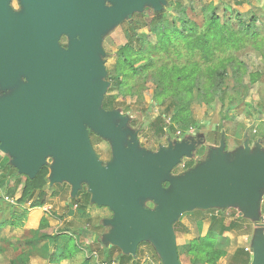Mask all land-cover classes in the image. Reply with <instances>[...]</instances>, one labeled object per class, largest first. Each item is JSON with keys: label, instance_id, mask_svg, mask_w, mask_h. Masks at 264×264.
<instances>
[{"label": "water", "instance_id": "obj_1", "mask_svg": "<svg viewBox=\"0 0 264 264\" xmlns=\"http://www.w3.org/2000/svg\"><path fill=\"white\" fill-rule=\"evenodd\" d=\"M108 1L109 7L102 0H21L18 13L8 0H0V89L13 90L0 97V153L10 154L19 172L29 177L53 157L50 184L69 182L73 197L86 182L92 201L113 213L106 239L111 246L135 256L138 244L152 239L163 264H181L172 227L178 216L259 195L264 155L249 156L245 149L228 161L213 153L164 194L161 181L189 156L194 143L146 155L133 135L124 147V122L115 125L116 114L101 109L108 83L96 82L105 76L98 60L100 35L146 2L160 10L163 0ZM61 29L79 31L66 49L56 43ZM87 128L112 141V163L103 166L97 159ZM150 197L162 209L140 205L139 200ZM253 264H264L258 250Z\"/></svg>", "mask_w": 264, "mask_h": 264}, {"label": "rangeland", "instance_id": "obj_2", "mask_svg": "<svg viewBox=\"0 0 264 264\" xmlns=\"http://www.w3.org/2000/svg\"><path fill=\"white\" fill-rule=\"evenodd\" d=\"M172 1H179L187 18L195 19L200 27L203 26V20L205 21L208 17L205 13L210 5L217 7V13L221 16V20L223 22L228 20L232 26L236 25V18L233 15L230 16L231 7L234 8L245 21H248L252 15L255 14V18L259 21L257 22V24H259L258 27L260 28L259 37L256 42L258 46H250L252 43H247L248 46L246 48L239 52H234L235 54L231 52H218L217 56L218 58H223L231 54L235 60L246 65L249 72H261L262 77L256 84L250 86L247 90L244 89L242 85L238 86V84L232 81L231 77H228L225 84L228 88L231 87V91H228V89L226 91L224 106H222L217 99H212L209 104L197 105L193 103L190 108L191 125L184 134H172L165 130L157 134L155 128L151 126V123L163 113V110L170 104L171 99L168 98L163 105L158 106L153 100L154 90L151 83L138 78L134 79L135 81L129 79V93L122 89L118 94L112 92L107 95L112 101V110L109 112H113L117 116L114 120V124L117 125L124 122V129L128 131V136H135L138 150L142 151L143 154H166L170 148H174L177 144H181V142H188L187 144L194 143L189 156L184 157L181 162L171 170L170 175L174 178L184 175L185 172L188 171L187 169H189L190 163L193 166L206 163L213 153L215 157L219 156L221 153L228 161H232L235 155L237 156L239 152L244 151L243 146L247 142L252 145L250 147L254 154L264 155V61L261 58V54L264 53V0H247L246 3L240 5L235 4L233 0ZM102 3L104 7H109L111 5L108 0H102ZM20 4L21 0H8V5L14 11L19 9ZM165 4V2L161 3L160 10L165 9ZM143 7L148 9L149 14L152 11H156L150 2L144 3ZM167 12L169 15H173L170 19L171 21L175 20V18L177 20V18L181 16V14L175 13L173 9H167ZM176 25L179 28L178 22ZM72 33L75 35L73 36ZM72 33L65 32L62 29L58 30L56 35V43L58 46L61 47V44L68 45L72 40H78L77 36H79V31L76 33L72 31ZM137 33L138 35H148L149 31L147 27H142L137 30ZM132 34L133 31L130 26V19H126L100 35L98 40V46L100 48L98 60L102 63L105 76L98 77L96 82L108 83L106 80L107 76L113 75L115 71L116 59L114 58H116V53L120 46L126 43ZM173 44L176 46H170L168 52H165L163 55L149 51V53H147V55L144 54V56L146 59H154V64L157 68L172 64L186 65L194 61L202 63L198 58L199 55L196 54L193 56L182 42L174 41ZM134 46V50L137 51L139 49L138 44L136 43ZM148 48L149 47L145 45L142 47V51L145 52ZM106 54L110 55V57L106 58L104 61ZM133 56H135V53ZM144 63L145 61L143 60L139 62L136 67L142 68ZM215 63H217V61H215ZM247 82L248 79L245 78L244 83L246 84ZM233 85L235 87H233ZM227 97H232V100H234L232 102H236V105L234 104V109L230 110L228 113H226V106L229 103ZM209 98L210 97H207L206 99L209 100ZM103 100L104 97L101 102H103ZM101 109L104 110L103 107H101ZM168 121L169 119L167 118L166 122L168 123ZM94 134L98 135L97 133ZM96 135L92 138L93 143L91 145V150H93L95 156L102 165L107 166L112 163L114 159L113 150L111 149L112 141L102 136L98 139L99 135ZM128 136L124 145L130 143L131 137ZM4 156L5 154L0 153V163L5 160ZM46 164L49 167L50 176L53 160L48 157L46 159ZM60 184H63V187L56 186ZM56 185L53 184L54 188H52L49 180L43 192V199L46 205L50 206V208L46 207L49 213L48 222L51 224L48 230L49 233L53 232L54 234L62 229H74V231H76L79 226H87L88 230L97 233L99 236H103L104 234L109 235L111 232L110 226L105 227L100 225L103 219L108 220L111 218L112 213L109 209L89 206L85 213L89 216L91 215V218H87V215L85 217L74 215L76 212V209H74L75 207L67 206L69 198L71 197L70 194H72L71 184L67 181H62L61 183H56ZM80 187L88 191V184L86 182H81ZM5 189L6 187L4 190ZM2 190L0 189V193ZM258 193L260 194V192ZM18 195L19 191L14 195V199H9L11 204H14V200L18 198ZM242 199L243 201L247 200V198L244 197ZM15 206L18 205L15 204ZM144 206L151 210L157 208L155 203L151 200H145ZM239 214H241L240 217H243V219H238ZM255 218V216L251 217V219ZM225 220L226 224H230L234 227L232 228L234 229L233 233L229 234L228 237L232 241V244L230 248L229 246L226 248L230 256L236 248L237 243H235V241H237V238L244 237L242 239V244L238 246H241L242 250L246 252L245 248L248 247L251 236L254 235L255 238L260 236V231L257 230L254 232L253 230L254 226L245 212V205H231L230 207H226L225 210L212 207L205 210L193 209L179 215L174 222L176 246L180 263L192 264L191 258L186 254V247L192 239L202 236V234L209 231L210 228H212V230H218V223H225ZM24 227L23 225H19V228L16 229H6L5 236L13 237L11 241L9 240V243H14L16 248L13 250L11 245L0 240V249L2 250V252H0V264H9V260L11 259L14 261V264H20L18 259L20 261L21 257H18L16 261L14 257L17 255L23 256L27 253V250L23 247V240L33 234L29 231L30 229H25ZM183 227L186 228V231H184ZM0 237H3L2 234H0ZM18 239L23 243L15 242V240ZM82 241V239L79 240V242ZM105 244L106 242L99 241L97 243H92L91 247L93 250H98ZM91 247L90 249L86 248L87 251H90ZM112 247H109L110 258L114 259L120 250L116 247H113L116 249H111ZM52 251L54 252L52 245L50 246L48 242H41L34 252L28 254V257H34L30 264L47 263L49 258L51 260L53 259L51 255V253H53ZM96 252L98 256L97 262L99 261L100 263L103 256L100 252ZM137 255L139 264H163L160 253L152 239H147L141 243ZM229 259L230 258H226L218 261L217 264H228ZM251 260L252 254H249L248 264L251 263Z\"/></svg>", "mask_w": 264, "mask_h": 264}, {"label": "trees", "instance_id": "obj_3", "mask_svg": "<svg viewBox=\"0 0 264 264\" xmlns=\"http://www.w3.org/2000/svg\"><path fill=\"white\" fill-rule=\"evenodd\" d=\"M163 2L166 3L165 9L163 10L152 11L149 14L148 9L143 7L131 14L130 26L133 34L128 38L126 43L120 46L116 53V58H114L116 59L115 71L113 75H108L106 78L109 83V88H107L103 96L104 100L100 105L106 111L112 110V101L107 95L112 92L118 94L122 89L129 93V79H133V81H135L134 79L136 78L143 79L153 86V100L155 104L160 106L163 105L168 98L171 99L170 104L163 110V113L151 123V126L155 128V132L160 134L165 130L172 134H184L191 125L190 108L193 103L197 105L209 104L212 99H217L221 105L224 106L226 91L227 89L231 91V87L228 88L225 84L228 77H231L234 83L238 84V86L242 85L246 90L261 79V72H249L247 66L235 60L231 54L223 58H218L217 56L218 52H239L248 46L247 43H252L250 46H258L256 42L259 37L260 28L258 27L259 24H257L259 21L255 18V14H253L248 21H245L243 17L231 7L230 16L233 15L236 18V25L232 26L228 20L224 22L221 20V16L217 13V7L210 5L205 13L208 17L205 21L203 20V26L200 27L195 19L187 18L179 1L163 0ZM233 2L240 5L246 3L247 0H233ZM167 9H173L175 13H179L181 16L178 17L177 20L175 18V20L171 21L170 19L173 15H169ZM14 12H21V8L19 7V9ZM126 19H128L127 16L123 18V20ZM177 22L179 23V28L176 25ZM112 27H115V25ZM142 27L148 28V35H138L137 30ZM174 41L182 42L193 56L198 54V58L202 63L194 61L186 65L172 64L157 68L154 64V59H146L144 56V54L147 55L149 51L163 55L165 52H168L170 46H176L173 44ZM136 43L139 47L137 51L134 50V45ZM145 45L149 48L143 52L142 47ZM65 46L66 45H63V47ZM134 53L135 56H133ZM108 57H110V55L106 54L104 61ZM261 58L264 61V53L261 54ZM143 60L145 63L142 68H137L136 65ZM214 60L217 61V63H215ZM244 77L248 79L246 84L244 83ZM20 82L25 83L26 80L21 79ZM233 87L235 86L233 85ZM12 91V89L1 90L0 97L9 96ZM207 97H210L209 100L206 99ZM227 99L229 103L226 106V113L234 109V104L236 105V102H232L234 101L232 97H227ZM167 118L169 119L168 123L166 122ZM125 130L126 129L123 127L122 131ZM86 131L89 142L92 145V138L95 137L94 135L96 134H94L95 132L90 128H87ZM98 137L97 138L100 139V136ZM128 137L131 136L129 135ZM181 143L187 144L188 142ZM124 147H127V144L124 145ZM4 157L5 160L0 163V189L4 190L5 187L6 189L4 191L2 190L0 193V232L6 228L14 229L19 228V225L24 226V220L27 218L26 213L29 210L45 206L43 192L49 181V167L46 164V160L45 164L39 169L36 175L34 177H29L19 172L10 154H5ZM50 158L54 161L53 157ZM203 165L204 163L193 166L190 163V167L184 175L175 178L170 174L166 175L160 184L164 194H167L172 189L173 181L183 178L186 174L195 171ZM50 186L54 188L53 184H50ZM56 186L63 187V184ZM18 191L19 195L18 198L14 200V204L5 200V198L8 200L14 199V195H16ZM260 191V193H264V187L261 188ZM147 199L153 201L158 209H162V205L157 199L153 197ZM139 203L142 205V200H139ZM15 204L18 206H15ZM67 206L75 207L77 212L84 213L89 206L106 208L94 203L90 193L83 187L80 188L75 196L69 198ZM225 208L226 207H224V209ZM113 216L112 213L110 219H103L100 225L109 226L107 223L113 219ZM48 218V215L43 216L40 219L38 229L33 232V236L23 240V247H25L27 253L23 256L19 255V257H21L20 261L18 259L20 264H29L28 254L35 251L36 246L42 241H48L52 244V247L54 246L57 248L55 253H51L54 259L51 260L49 258L47 264H59L62 261L73 260L76 255L82 253L83 250L78 244V238H74L73 236H69L68 239L61 242L60 247L58 246L60 244V242L57 241L59 236H50L48 234L50 228ZM172 227L176 233L174 223ZM217 228L218 230H212V228H210L205 236L197 237L187 245L186 254L192 257V264H216L217 261L225 255L224 250L217 246L216 238L225 231V227L222 225V222H219ZM79 229L86 230L87 227L79 226ZM183 229L186 231V228L183 227ZM4 237L6 238V236L2 237L3 241H5ZM15 242L23 243L21 240H15ZM97 242H99L98 237L94 241H91V244ZM91 244L87 245V248L90 249ZM9 245L15 250L16 247L14 243L12 244V242H10ZM140 245L141 243L137 246L135 256L123 254L119 251L116 258L111 259L110 248L103 245L101 249L98 250H93L91 247L88 255L91 252H100L103 257L98 264H139L137 251ZM111 249L116 248L112 247ZM0 252H2L1 249ZM88 260V257H86L84 262ZM248 261L249 254L244 252V250H237L233 254L229 264H248ZM9 264H14V261L10 260Z\"/></svg>", "mask_w": 264, "mask_h": 264}, {"label": "crops", "instance_id": "obj_4", "mask_svg": "<svg viewBox=\"0 0 264 264\" xmlns=\"http://www.w3.org/2000/svg\"><path fill=\"white\" fill-rule=\"evenodd\" d=\"M250 146H252V145H250L249 142H247L243 147H244V150L245 149H248L249 156H252L254 153L252 152ZM243 197L244 198H247V200L246 201L245 200L243 201V199H241V206L242 205H245V212H246L247 216H249L250 221L253 223V226H254V229L253 230H254V232H256L257 230L261 232L260 233V236L258 238H255L254 235L251 236V239L249 240V244H248V247H247V248H249L248 249L249 250L248 254H252V260H251V263L250 264H253L254 263V255L257 253V250H258V252L260 253V255L264 259V228H263L264 227V206H263L264 205V200H263L264 199V193H260L259 195H256L255 197H253L251 199L249 197H247V196H243ZM8 202L10 203L9 200H8ZM142 205L144 206V201L142 202ZM46 207H49L50 208V206L49 205H46V203H45V206L42 207V208H35V209L29 210L28 214L26 215L27 218H26L25 223H24V226L25 227L24 226L23 227L25 229H30L29 231L32 232V233L34 231H36L38 229V225H39L40 219L43 216L49 214L48 213V210H46ZM144 207L147 208L146 206H144ZM212 208H219L220 210H225L221 206H213ZM74 209H76V208H74ZM147 209H149V208H147ZM198 210H202V209H198ZM74 215H77L79 217H85L87 215V218H89V217L91 218V215L89 216L87 213H84V212H77L76 211ZM240 215L241 214H239L238 219H243V217H240ZM253 216H255L256 217L255 219H257V220L251 219V217H253ZM48 220H49V218H48ZM48 223H49V227H50L51 224H50V222H48ZM222 225L225 227V231H223L222 234L219 237H216V238H217V246L219 248H221V249L224 250L225 255L222 258H220L218 261L224 260L226 258H230L229 259V262H230L233 254L237 250H242L241 246H238V245L242 244V239L244 237L237 238V241H235V243H237L236 248H235L233 254L230 256L229 255V251L226 248L228 246L230 248V246L232 244V241L228 237H229V234L233 233L234 229H232V228H234V227L231 226L230 224L229 225L226 224V220H225V223L222 222ZM6 229H10V228H6ZM6 229H4L2 232H0V234H2V236H5ZM207 232L204 233V234H202V236H198V237L205 236L207 234ZM48 234L50 236H56V235L59 236L58 239H57V241L60 242V244L58 245L59 247L61 246V242H64L63 240L68 239L69 236H73L74 238H78L77 239L78 244L80 245L81 249L83 250L82 253L76 255L73 260L62 261L59 264H95V263L98 264L99 261L97 262V260H98L97 253L96 252H91L88 255L89 251H87V249H86L87 248V245H90L91 244V241H94L97 237H98L99 241L106 242V244L104 246L112 247L107 242V240H106L107 237H108V235L104 234L103 236L102 235L99 236L97 233H94V232H91L90 230H88V227H87L86 230H82V229H79V228L76 231H74V229L73 230H71V229H62V230H59L58 232H55L54 234H53V232L48 233ZM32 236H33V234L30 237H26V239H29ZM196 238L197 237H195L194 239H196ZM12 239H13L12 236H10V237L7 236L5 238V241H3V242L9 244L8 243L9 240L11 241ZM80 239L83 240L82 241L83 243L82 242H79ZM194 239H192L191 241H193ZM0 240H2V237H0ZM103 240H105V241H103ZM42 242H48V241H42ZM40 244H41V242L36 246V248ZM48 244H50V243L48 242ZM51 245L52 244H50V246ZM247 248H245V249H247ZM53 249H54V252L53 251L52 252L55 253L57 248H55L53 246ZM18 257H19V255H17L16 257H14L15 261L17 260ZM86 257H88L89 260L87 262L86 261L84 262V260L86 259ZM189 257L192 259L191 256H189ZM258 257H259V255H258ZM32 258H34V257L33 256H29V264L31 263ZM218 261H217V263H218ZM9 262H10V260H9ZM179 262H180V260H179ZM45 264H47V263L45 262Z\"/></svg>", "mask_w": 264, "mask_h": 264}, {"label": "flooded vegetation", "instance_id": "obj_5", "mask_svg": "<svg viewBox=\"0 0 264 264\" xmlns=\"http://www.w3.org/2000/svg\"><path fill=\"white\" fill-rule=\"evenodd\" d=\"M63 45H66V46L63 47ZM61 47H62L63 49H66V48H67V44H61Z\"/></svg>", "mask_w": 264, "mask_h": 264}, {"label": "built area", "instance_id": "obj_6", "mask_svg": "<svg viewBox=\"0 0 264 264\" xmlns=\"http://www.w3.org/2000/svg\"><path fill=\"white\" fill-rule=\"evenodd\" d=\"M253 133H255V132H253ZM5 200H8V199H7V198H5ZM261 219H262V218H261ZM245 251H246V252H249V250H248V249H245Z\"/></svg>", "mask_w": 264, "mask_h": 264}]
</instances>
